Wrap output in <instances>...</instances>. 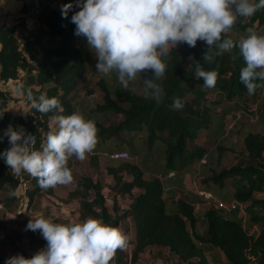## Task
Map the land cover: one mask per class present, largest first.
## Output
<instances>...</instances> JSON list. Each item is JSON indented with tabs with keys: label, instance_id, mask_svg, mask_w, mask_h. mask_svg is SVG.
Returning a JSON list of instances; mask_svg holds the SVG:
<instances>
[{
	"label": "trees",
	"instance_id": "obj_1",
	"mask_svg": "<svg viewBox=\"0 0 264 264\" xmlns=\"http://www.w3.org/2000/svg\"><path fill=\"white\" fill-rule=\"evenodd\" d=\"M76 3L77 0L44 2L34 11L33 23L29 27L23 18L0 22V108L8 110L11 100L9 93L1 87V82L8 80H19V85H24L21 92L29 105L26 116L14 115L8 110L0 118V137H3L0 139V153L11 147L4 136L9 125L23 131L25 135L34 136L35 150H41L50 127L54 126L50 117L67 116L75 112V91L86 73L87 47L86 39L74 34L76 26L71 23L72 15L79 10ZM67 4H71L72 8L65 18L62 8ZM28 11L26 6L21 8L23 14ZM20 26L25 27L22 37L17 34ZM253 26L261 28V35H264V9L258 10L247 21L238 17L232 29L242 32ZM224 38H228L227 33L222 36ZM208 50L209 46L204 41L198 40L195 47L180 43L171 50L169 56L163 58L167 68L165 76L157 83L162 85L166 96L160 104L144 91L143 78H153L152 70L138 74L137 90L133 88L132 82L127 90L119 85L111 90L101 81L104 102L97 108L113 113L120 119L108 125L95 123L98 144L94 151L102 149L107 152L105 144L111 141L110 153L127 147L131 154L137 156L139 148L145 146L146 142L149 150L147 157L155 156L157 152L162 154L160 168L155 175L146 176L143 164L130 161L109 167L114 180L113 191L116 195H128L130 198L125 208L120 207L117 199L110 208L105 203L102 185L90 177H83L70 192V198H80L83 217H97L115 227L124 219L129 220L134 233L133 240L129 241L133 243L131 253L125 249L117 250L110 263L136 262L142 253L157 247L165 248L176 258L173 264H210L208 253L215 251L225 257L227 264H264L263 133L245 132L246 159L213 171L204 180L205 184L209 183V190L206 191L213 197L208 199L211 203L203 210L201 231L198 230L199 217L196 213V202L201 197H190L191 193L186 192L184 185L186 171L202 158L206 161L208 152L198 140L204 131L212 127L215 119L208 104V94L218 93L223 101L242 103L257 101L264 92V88H257L250 95L240 81V71L246 67V63L238 46L216 56L211 64L203 62V55ZM216 50V46H213V51ZM196 62H200L205 70L217 71L218 79L214 88L205 89L203 79L195 77L194 67L190 68V65L194 66ZM29 87L36 98L42 94L58 98L64 112H38L28 99ZM176 97L184 101V107L180 110L171 108ZM261 118H264V102ZM140 134L144 138L136 139ZM218 150L221 153L223 148L218 146ZM97 155H92L93 160H98ZM142 162L145 164L146 159ZM171 172L173 174L169 175ZM126 174L129 177L127 179ZM21 183H26L25 194L29 201L38 194L53 191V188L42 189L37 179L26 172L14 175L0 157V193H8L5 200L16 203L15 209L19 203L18 188ZM174 183L177 190L173 189ZM13 191L17 195H10ZM258 193H263V196L259 197ZM2 201L0 197V202L9 209L8 203ZM218 201L225 204L236 201L238 205L220 207L217 206ZM244 218L249 229L245 226Z\"/></svg>",
	"mask_w": 264,
	"mask_h": 264
},
{
	"label": "clouds",
	"instance_id": "obj_2",
	"mask_svg": "<svg viewBox=\"0 0 264 264\" xmlns=\"http://www.w3.org/2000/svg\"><path fill=\"white\" fill-rule=\"evenodd\" d=\"M76 7L79 10L71 17V23L76 26L74 34L84 37L97 57V72L103 75L115 72L119 83L127 90L138 74L152 70L154 77L143 78V86L148 97L157 104L163 103L166 96L162 85L157 83L165 76L167 68L163 58L178 44L195 47L198 40L209 46L203 55V62L208 64L238 46L246 63L240 71V81L250 95L257 88H264V35L258 34L253 26L246 29V35L238 42L222 39L238 17L247 21L264 9V0H77ZM71 8V4L63 6L65 18ZM193 67L195 77L203 79L205 89L216 86L217 71L205 70L200 62L190 65ZM19 89L23 90L24 85L20 84ZM27 96L32 107L41 114L54 110L64 112L56 97L42 94L36 98L31 87L27 89ZM183 107L184 101L174 98L171 108ZM7 111L0 108V118ZM50 119L54 126L50 127L41 150H35L34 136L9 125L4 136L11 147L0 153L14 175L26 172L37 179L42 189L72 184L74 176L68 167L69 160L72 157L84 160L98 144L96 124L83 114L54 115ZM10 195L15 196L17 192ZM26 230H39L47 241L46 248L31 258L10 257L6 264H110L117 250L127 247V237L118 227L94 217L74 223L32 217Z\"/></svg>",
	"mask_w": 264,
	"mask_h": 264
},
{
	"label": "rangeland",
	"instance_id": "obj_3",
	"mask_svg": "<svg viewBox=\"0 0 264 264\" xmlns=\"http://www.w3.org/2000/svg\"><path fill=\"white\" fill-rule=\"evenodd\" d=\"M46 1L54 0H0V22H11L12 20L24 19V23L29 27L32 25V15ZM26 6L30 11L23 14L20 12L21 8ZM256 27V26H254ZM258 34L261 35V28H255ZM25 33V27L20 26L17 29V34L22 37ZM228 38L232 40H239L241 36L246 35V31H237L231 29L228 33ZM86 73L79 82L78 89L75 91V112L83 114L87 119L93 120L95 123H103L108 125L120 119L113 113L98 110V106L104 102V91L102 89L101 81L107 85L111 90L116 85L122 86L115 72L109 75H103L96 70L98 63L97 57L93 51L86 47ZM23 74V73H21ZM19 80L2 81L1 87L10 95V102L8 110L14 115H27L29 105L27 104L24 95L19 89ZM138 80L132 81V86L137 90ZM208 104L212 108L215 119L213 120L212 127L204 131L199 138V142L206 148L207 157L206 161H197L185 173L184 185L186 192L191 193L189 196L201 197L199 202H196V213L199 217L198 230H202L200 224L202 220V213L211 203L207 198H203L200 191L209 190V183L205 184L204 180L213 171L222 168H228L241 160H245L244 149V134L247 131H259L264 134V118H261L262 103L264 102V92L260 94L257 101L247 100L245 102L235 103L234 101L221 100L218 93L208 94ZM144 138V135H137L135 138ZM21 143V141H19ZM138 143V147H140ZM145 146L139 148V153L133 155L126 147L129 158L126 160H112L109 158L111 141L105 144L106 151L98 150V160L92 158V154H87L84 160H79L72 157L68 162V167L71 168L74 176V181L69 185H57L53 188L52 193H43L36 195L26 209L23 218L12 217L0 211V262L6 264V261L13 256L23 255L30 256L36 254L40 250L46 248L47 241L42 237L39 230L31 231L26 230L28 222L32 217H44L55 223H74L81 222L88 217H83L80 210V198H70V192L75 188L77 182L81 181L83 177H90L93 181L99 182L102 185V191L109 194L116 201L121 208L128 206L130 198L128 195H116L113 191V176L109 172V167H116L122 161H130L139 165L143 164L145 175L158 174L160 168V157L162 154L157 152L155 156L147 157L148 148L146 142ZM218 146L223 148L220 153ZM158 150L160 148H157ZM160 151V150H159ZM146 159V163L142 162ZM125 178H129L125 175ZM176 189L175 183L173 184ZM168 189V188H167ZM177 190V189H176ZM211 190V189H210ZM170 191V190H169ZM212 191V190H211ZM20 200L27 199L25 189L18 188ZM179 194V192H178ZM214 194V193H213ZM226 194V192H225ZM202 195V196H201ZM217 197L216 194H214ZM259 197L263 193L257 194ZM0 197L7 206L9 211H15L16 203H11L5 200L8 193L1 192ZM116 197V198H115ZM196 199V198H195ZM9 201V202H7ZM112 201V202H113ZM110 208L112 203L107 204ZM97 218V217H94ZM99 219V218H98ZM245 220V226L250 228ZM118 228L127 237V247L125 251L131 253L133 243V230L131 229L129 220L124 219ZM210 264H227L225 257L218 251L208 253ZM176 258L165 248L151 247L150 250L142 253L136 261L139 264H173ZM110 264H113L111 262Z\"/></svg>",
	"mask_w": 264,
	"mask_h": 264
},
{
	"label": "built area",
	"instance_id": "obj_4",
	"mask_svg": "<svg viewBox=\"0 0 264 264\" xmlns=\"http://www.w3.org/2000/svg\"><path fill=\"white\" fill-rule=\"evenodd\" d=\"M90 154L94 155V154H98V152L93 151ZM108 156L112 160H125V159L129 158V154H128V152L126 150L114 151V152L109 153ZM201 161H205V158H202ZM172 174L173 173L171 172L169 175H172ZM21 187L26 189V183H21L20 188ZM200 193L207 199H210V198L213 197L212 194L209 191H200ZM103 195H104V199H105V203L106 204L113 203L112 202L113 198H112L111 195L105 194V193H103ZM236 205H238L236 201H232L229 204H225V203H222L220 201L217 202V206H220V207L224 206L226 208L235 207ZM28 206H29L28 197L25 200L22 199V201L19 198L18 206H17V208L15 209L14 212L9 211L1 202H0V211L4 212L8 216L19 217V218L22 219L26 209L28 208ZM128 264H139V263L133 262L132 260H130Z\"/></svg>",
	"mask_w": 264,
	"mask_h": 264
},
{
	"label": "crops",
	"instance_id": "obj_5",
	"mask_svg": "<svg viewBox=\"0 0 264 264\" xmlns=\"http://www.w3.org/2000/svg\"><path fill=\"white\" fill-rule=\"evenodd\" d=\"M20 12H21V10H20ZM22 13V12H21Z\"/></svg>",
	"mask_w": 264,
	"mask_h": 264
}]
</instances>
